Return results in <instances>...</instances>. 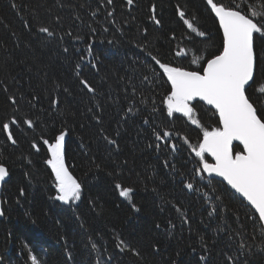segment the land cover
<instances>
[{"label":"trees","instance_id":"obj_1","mask_svg":"<svg viewBox=\"0 0 264 264\" xmlns=\"http://www.w3.org/2000/svg\"><path fill=\"white\" fill-rule=\"evenodd\" d=\"M235 2L247 12L258 0ZM153 5L159 25L151 19ZM185 19L206 37L188 29ZM221 46L222 33L205 0H134L131 6L126 0H0V121L17 116L36 122L34 129L12 126L16 145L0 130V162L10 171L2 195L0 264H32V255L39 264H229L228 257L236 264H264V230L250 218L254 212L218 181L208 185V178L194 177L199 163L191 145L202 139V130L184 117H167L161 101L170 86L157 79L158 68L153 76L156 66L148 55L197 70ZM255 47V83L247 91L253 100L264 85V38L258 34ZM180 50L187 54L175 55ZM198 57L203 59L193 64ZM80 79L96 91L83 89ZM9 95L18 105L10 104ZM34 95L35 107L28 103ZM195 109L204 127L218 126L213 111L200 103ZM145 118L151 123L144 124ZM153 128L172 137L157 141ZM61 129L69 133L66 165L83 185L82 199L70 204L50 199L54 179L41 142ZM173 143L175 152L168 146ZM182 180L200 191L186 190ZM116 183L134 192L121 197ZM205 193L220 199H206ZM216 206L220 218L209 219L206 209Z\"/></svg>","mask_w":264,"mask_h":264},{"label":"snow or ice","instance_id":"obj_2","mask_svg":"<svg viewBox=\"0 0 264 264\" xmlns=\"http://www.w3.org/2000/svg\"><path fill=\"white\" fill-rule=\"evenodd\" d=\"M205 2L207 9L218 21L222 31V46L218 54L206 59L197 70H189L148 53L156 66L153 69V76H157L158 68L157 79H163L170 86L161 101L167 117L172 118L174 114H181L191 124L202 129V139L197 144L191 145V151L198 158L199 163V167L194 170V177L204 180V174H207L208 177L214 175L223 178V181L246 201L250 210L254 211V215L250 218L264 230V99L260 98L264 96V85L258 86L257 91L260 95L256 100L247 94V89L255 83L254 77L258 66L255 38L257 34L264 38V0H258V3L247 12L235 0H231L230 3H225L224 0H205ZM107 3L112 4L113 0H107ZM126 3L131 6L134 4V0H126ZM151 11L153 13L151 19L159 25L160 20L154 14L155 5L152 6ZM178 14L181 18L185 17V12L182 10H178ZM108 15L111 16L113 13L109 12ZM184 23L199 37H206L207 34L204 31H197L188 20L185 19ZM92 31L95 32V29ZM39 32L46 33L48 36L54 35L48 27H40ZM76 39H81V37H76ZM64 51L67 52L68 49L65 48ZM182 54L186 55L187 53L185 50L175 53L177 56ZM200 59L203 57L193 59L192 63L198 64ZM76 67L80 68V65L77 64ZM92 67L96 68V65L93 64ZM77 75L79 76V72ZM79 83L83 89L90 93L96 91L86 79H80ZM4 91L7 92L8 89L4 88ZM38 99L39 97L34 95L28 103L35 107L33 101ZM197 99L215 109V114L219 117V127H212L209 130L201 124L193 103ZM8 101L13 106L19 103L13 95L8 96ZM58 105V98L50 101V107L53 110ZM128 111L132 112L133 110L129 108ZM153 111H157L155 106ZM95 119L100 122L99 117H95ZM143 122L144 124L151 123L147 118ZM21 123L29 129L36 127V122L30 118L20 119L17 116H12L8 122L0 121V130L6 134L7 140L13 145L17 144V140L13 135L12 126ZM68 134L67 129H61L51 140L41 137V142L46 146L49 157L45 163L51 169L54 179L56 194L50 199L64 204L80 201L83 191L82 181L69 171L65 162ZM153 134L157 141L165 143L172 137L171 131L159 133L155 128H153ZM105 139L108 138L105 137ZM184 142L188 143L187 138H184ZM234 142H239V145L242 146L239 151H234ZM108 143L117 145L115 139H109ZM160 146L157 144L156 149L159 150ZM168 146L173 152L177 151L176 144ZM31 147L36 152L40 151V146L35 141L32 142ZM206 154L212 158L213 163H209L205 158ZM164 165L168 167V161H165ZM9 176L8 166L0 162V184L4 183ZM181 182L183 187L190 192L200 191L197 184L193 182H184L183 180ZM208 185H211V180L208 181ZM115 188L124 198H129L134 192L132 187L123 186L121 183H116ZM19 194L24 196V188H20ZM205 198L220 199L219 195L208 197L206 193ZM133 207L135 208V205ZM176 211L181 213L182 223H188V218L183 215L182 210L176 208ZM206 211L209 219L213 216L220 218L219 206L212 207L210 210L206 209ZM4 215L3 208H0V217ZM169 227L174 228L175 225L169 222ZM201 240L203 241V237ZM121 244H124V241H121ZM124 246L129 247L127 244ZM202 246L207 252L206 243ZM245 246L243 243L239 245L241 249ZM131 250L139 255L135 249ZM154 250L158 251L159 249L155 248ZM195 251L196 249L193 248V252ZM200 259L205 260L206 257L201 256ZM30 260L32 264H39L35 255L30 256ZM228 261L229 264H236V261L231 257H228Z\"/></svg>","mask_w":264,"mask_h":264},{"label":"water","instance_id":"obj_3","mask_svg":"<svg viewBox=\"0 0 264 264\" xmlns=\"http://www.w3.org/2000/svg\"><path fill=\"white\" fill-rule=\"evenodd\" d=\"M218 22V21H217ZM222 32V31H221ZM197 101H200V100H196V101H194V102H197ZM193 102V103H194ZM200 102H202V103H204L205 105H207L205 102H203V101H200ZM207 106H209V105H207ZM210 108H212L211 106H209ZM213 109V108H212ZM213 110H215V109H213ZM235 145H239V142H234V146ZM239 146H241V145H239ZM242 147V146H241ZM210 157V156H209ZM211 158V157H210ZM211 160H212V158H211ZM213 161V160H212ZM214 162V161H213ZM207 175V174H206ZM210 178H213V179H216V180H218V181H221V182H223L231 191H233L234 192V190H232L231 188H230V186H228L227 185V183L225 182V181H223V178H221V177H216V176H212V177H210ZM3 184L4 183H2V184H0V208H2V187H3ZM235 193V192H234ZM236 195H238L239 196V194L238 193H235ZM240 197V196H239ZM242 200H243V198L242 197H240ZM244 201V200H243ZM245 203H246V201H244ZM2 219V217H0V220Z\"/></svg>","mask_w":264,"mask_h":264},{"label":"bare ground","instance_id":"obj_4","mask_svg":"<svg viewBox=\"0 0 264 264\" xmlns=\"http://www.w3.org/2000/svg\"><path fill=\"white\" fill-rule=\"evenodd\" d=\"M249 88H250V87H249ZM249 88H248V89H249ZM248 89H247V91H248ZM206 155H207V154H206ZM218 182L221 183V184H223L224 186H226L223 182H221V181H218Z\"/></svg>","mask_w":264,"mask_h":264},{"label":"rangeland","instance_id":"obj_5","mask_svg":"<svg viewBox=\"0 0 264 264\" xmlns=\"http://www.w3.org/2000/svg\"><path fill=\"white\" fill-rule=\"evenodd\" d=\"M218 127V126H217ZM212 127H209V130H211Z\"/></svg>","mask_w":264,"mask_h":264}]
</instances>
